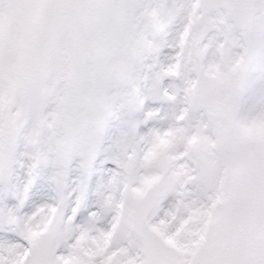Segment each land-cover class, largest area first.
<instances>
[{"label": "snow or ice", "instance_id": "snow-or-ice-1", "mask_svg": "<svg viewBox=\"0 0 264 264\" xmlns=\"http://www.w3.org/2000/svg\"><path fill=\"white\" fill-rule=\"evenodd\" d=\"M0 264H264V0H0Z\"/></svg>", "mask_w": 264, "mask_h": 264}]
</instances>
